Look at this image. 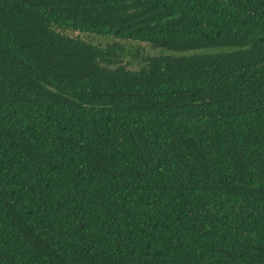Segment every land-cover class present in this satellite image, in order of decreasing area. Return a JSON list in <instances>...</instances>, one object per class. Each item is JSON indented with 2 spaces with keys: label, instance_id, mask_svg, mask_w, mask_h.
I'll use <instances>...</instances> for the list:
<instances>
[{
  "label": "trees",
  "instance_id": "obj_1",
  "mask_svg": "<svg viewBox=\"0 0 264 264\" xmlns=\"http://www.w3.org/2000/svg\"><path fill=\"white\" fill-rule=\"evenodd\" d=\"M0 264H264V0H0Z\"/></svg>",
  "mask_w": 264,
  "mask_h": 264
},
{
  "label": "rangeland",
  "instance_id": "obj_2",
  "mask_svg": "<svg viewBox=\"0 0 264 264\" xmlns=\"http://www.w3.org/2000/svg\"><path fill=\"white\" fill-rule=\"evenodd\" d=\"M68 33L74 36H79L85 40L91 41L100 46H105L113 42L123 43V41L121 40L114 39L108 36H95L87 33L71 31V30H69ZM130 43L131 44L125 45L123 49L124 61H126L127 66L130 68H137V66H139L143 62V57L145 55L158 53V51L151 50V48L145 44H139L134 42H130Z\"/></svg>",
  "mask_w": 264,
  "mask_h": 264
}]
</instances>
